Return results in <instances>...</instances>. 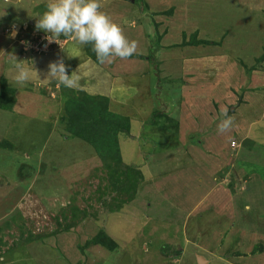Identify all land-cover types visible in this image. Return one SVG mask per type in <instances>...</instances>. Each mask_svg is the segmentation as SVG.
I'll return each mask as SVG.
<instances>
[{
	"label": "rangeland",
	"instance_id": "374dc122",
	"mask_svg": "<svg viewBox=\"0 0 264 264\" xmlns=\"http://www.w3.org/2000/svg\"><path fill=\"white\" fill-rule=\"evenodd\" d=\"M101 3L143 59L98 64L71 39L37 55L26 42L47 35L35 28L47 0H0V47L31 69L20 86L0 60L14 98L0 108V264H264V0ZM48 53L73 90L101 91L126 119L121 161L70 136L61 84L35 71ZM100 229L110 248L86 245Z\"/></svg>",
	"mask_w": 264,
	"mask_h": 264
},
{
	"label": "clouds",
	"instance_id": "9594fccd",
	"mask_svg": "<svg viewBox=\"0 0 264 264\" xmlns=\"http://www.w3.org/2000/svg\"><path fill=\"white\" fill-rule=\"evenodd\" d=\"M102 7L101 0H47L46 10L38 16L35 28L47 34L49 43H58V40H65V43L67 39H71L81 46L91 44L96 59L101 64H111L116 58L125 60L137 54L138 42L129 40L120 24L102 11ZM5 14L0 13V17ZM17 34L18 29L12 26L9 38L14 39ZM61 36L66 38L60 39ZM12 58L17 69L14 82L24 86L30 80V73L15 56ZM47 79L50 82L56 80L67 88L78 86V81L68 74L67 65L62 58L49 63ZM221 115L225 119L218 127L220 131H225L232 127L233 118L227 115V110Z\"/></svg>",
	"mask_w": 264,
	"mask_h": 264
},
{
	"label": "trees",
	"instance_id": "16d2710c",
	"mask_svg": "<svg viewBox=\"0 0 264 264\" xmlns=\"http://www.w3.org/2000/svg\"><path fill=\"white\" fill-rule=\"evenodd\" d=\"M169 12V11H168ZM204 41H201L203 43ZM194 43H198L196 40ZM85 52L94 62L99 63L96 59V54L92 50V45H84ZM132 57H142L138 55H133ZM264 60V53L258 59ZM253 70V69H252ZM251 70V71H252ZM157 76V75H156ZM6 82L5 78L1 79V89H0V108L6 110H12V99L13 91L8 87L4 86ZM62 90L60 94L64 99V112L61 116V120L66 124V130L72 137H78L90 145H92L96 152L99 154H104L108 157L110 153L113 155V158L117 161H121L118 154V144H117V133L125 131L128 133V122L124 118H118L107 108L108 98L103 95H90L84 92L83 90H73L72 88H64L61 85ZM3 97L10 99L9 103L3 101ZM158 115L161 114L158 111ZM165 118V115H163ZM167 124L164 122L162 125H159L158 128L178 130L177 127H180L181 121L179 118L168 117ZM170 137V136H169ZM250 146H252L251 141ZM2 144V142H0ZM245 145V144H244ZM248 146V145H247ZM249 152V149H248ZM128 169V168H127ZM127 171V170H126ZM243 179H247L246 176ZM242 182L239 183L241 185ZM121 187V186H120ZM150 217V216H149ZM101 245L107 248L114 245V241L107 236L103 229H100L99 232L87 240L86 245ZM112 249V247H111Z\"/></svg>",
	"mask_w": 264,
	"mask_h": 264
},
{
	"label": "crops",
	"instance_id": "0c3cea01",
	"mask_svg": "<svg viewBox=\"0 0 264 264\" xmlns=\"http://www.w3.org/2000/svg\"><path fill=\"white\" fill-rule=\"evenodd\" d=\"M107 10H108V8H107ZM120 14H116V16H119ZM114 16H115V14H114ZM113 16V17H114ZM31 23V22H30ZM128 24H131L132 25V27H133V25H134V23L133 22H131V23H128ZM26 25L27 24H25L24 26H22V28H26ZM125 25V23H123V26ZM24 28V29H25ZM134 29H137L136 27L134 28ZM7 41V40H6ZM4 49L2 48V47H0V60H2V58L4 57L5 58V60H13V54H12V52H8L7 53V51L6 52H4L3 51ZM20 51V50H19ZM21 52V51H20ZM21 54H22V52H21ZM49 55H55V53H48L43 59H37L35 62H37V64H36V69H35V71L36 72H39V74L40 73H42V77L40 78V79H38V78H36V77H34L35 79H38V81H40V82H44V81H46L47 80V71H48V66H47V62H48V60H49V58H50V56ZM25 56H27V55H25ZM35 56V55H34ZM133 60H136L135 59V57H133L132 58ZM40 61H42V62H40ZM219 62V59H218V57H216V58H213L212 60H207L206 61V63H208V64H216V63H218ZM78 63V62H77ZM138 64V63H137ZM136 64V62H133V66L134 65H137ZM45 65V66H44ZM1 67H2V65H1ZM10 68V70H11V73H12V71H13V75H15L14 73L16 72V68L15 67H13V66H10L9 67ZM29 68V67H28ZM27 68V69H28ZM2 70H3V68H1ZM140 69V68H139ZM15 71V72H14ZM29 71H31V69L29 70ZM32 73L34 74L35 72L34 71H32ZM6 76V75H5ZM10 76L12 77V75L10 74ZM34 76V75H33ZM32 76V77H33ZM7 77V76H6ZM187 81H189V80H187ZM57 82V81H56ZM99 86V85H98ZM98 86H92V88H97ZM187 86H193V84H192V82L190 81V84L187 82ZM99 89V88H98ZM94 93H97L98 95L100 94V95H103L102 94V92L101 91H97V92H94ZM188 117L185 115V116H183V117H181V119H180V121H182V122H185V120L187 119ZM182 122H181V124H182Z\"/></svg>",
	"mask_w": 264,
	"mask_h": 264
},
{
	"label": "built area",
	"instance_id": "2783aa9c",
	"mask_svg": "<svg viewBox=\"0 0 264 264\" xmlns=\"http://www.w3.org/2000/svg\"><path fill=\"white\" fill-rule=\"evenodd\" d=\"M9 29H12V28H8V30ZM16 37L21 39V38H27L28 36L23 35V32L21 30H19ZM35 39L38 40V42H36L35 45H33V46L30 45V42L28 40L26 42V44H28L29 48L32 49L33 53L37 52L35 54H41V53L48 52L54 46L61 47L63 45L62 43H64V41H65V40L64 41L58 40V43L55 41L49 43L46 39V35H43V34H39L38 36L35 37Z\"/></svg>",
	"mask_w": 264,
	"mask_h": 264
},
{
	"label": "water",
	"instance_id": "95a60500",
	"mask_svg": "<svg viewBox=\"0 0 264 264\" xmlns=\"http://www.w3.org/2000/svg\"><path fill=\"white\" fill-rule=\"evenodd\" d=\"M197 264H208V261L203 256H197Z\"/></svg>",
	"mask_w": 264,
	"mask_h": 264
}]
</instances>
